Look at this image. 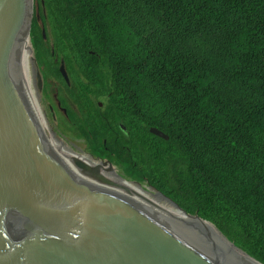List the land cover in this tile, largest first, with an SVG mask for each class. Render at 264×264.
<instances>
[{
  "label": "trees",
  "instance_id": "1",
  "mask_svg": "<svg viewBox=\"0 0 264 264\" xmlns=\"http://www.w3.org/2000/svg\"><path fill=\"white\" fill-rule=\"evenodd\" d=\"M37 11L32 51L87 152L264 264V0H38Z\"/></svg>",
  "mask_w": 264,
  "mask_h": 264
},
{
  "label": "water",
  "instance_id": "2",
  "mask_svg": "<svg viewBox=\"0 0 264 264\" xmlns=\"http://www.w3.org/2000/svg\"><path fill=\"white\" fill-rule=\"evenodd\" d=\"M37 7L0 0V264H262L154 187L176 210L124 174L102 173L115 174L110 161L51 118L29 41ZM59 73L69 84L63 61Z\"/></svg>",
  "mask_w": 264,
  "mask_h": 264
},
{
  "label": "flooded vegetation",
  "instance_id": "3",
  "mask_svg": "<svg viewBox=\"0 0 264 264\" xmlns=\"http://www.w3.org/2000/svg\"><path fill=\"white\" fill-rule=\"evenodd\" d=\"M53 49H54V47L51 46V50H50L51 51V54H52ZM53 61L56 64L57 69H58V72H59V66L61 64V61H63L62 57L58 58V61L56 60V58ZM63 65H64V68L66 70L64 61H63ZM58 88H59V82H58V80H56L53 77L47 76V78L44 81V84L42 82V86L39 89L41 91V95L43 96V100L45 102L44 103L45 109L47 110L48 114L51 116L52 119L55 118L54 117V113L60 114V112L63 114V116L66 117V110H65V113L63 111V109H65V107H62L61 100H58V97H57L58 96ZM58 102H59V104H58ZM51 103H54L55 104V107H50ZM99 105L101 106V104H99ZM123 131H125V127L123 128ZM123 135L126 136L127 135V132H124ZM77 139L83 141L82 138H77ZM96 160H99L100 161V160H104V159H97L96 158ZM99 161H98V163H99ZM95 164H97V163H95ZM113 166L116 167L119 172L115 168H113ZM112 169H113V171H114L115 174H111L112 170H109L107 165H103L102 168H101V172L104 173L105 175H109L110 174V175L114 176V178L115 177H118V175H119V178H123L122 175L124 174V172L117 165L112 164ZM129 181L130 182H139L137 180H129ZM139 183L142 184L141 182H139ZM134 186H137V185L134 184ZM138 188H141V185Z\"/></svg>",
  "mask_w": 264,
  "mask_h": 264
},
{
  "label": "rangeland",
  "instance_id": "4",
  "mask_svg": "<svg viewBox=\"0 0 264 264\" xmlns=\"http://www.w3.org/2000/svg\"><path fill=\"white\" fill-rule=\"evenodd\" d=\"M51 56H52V55H51ZM52 58H54V59L56 58V60H58V58H60V56H59V55H54V56H52ZM37 59H38V58H37ZM38 63H39L40 70H41V74H42V77H43V80H44V81H45V79L47 78V76H49V77H53V75H52V73H53L52 67H48V66H46V65L43 64V63L41 62V60H39V59H38ZM53 63H54V62H53ZM53 78H54V77H53ZM52 92H53V91H52ZM57 97L60 98V97H59V91H58V96H57ZM104 98H105V96H102V97L100 98L101 100H98L97 103H98V104H102V102H104ZM58 100H59V99H58ZM51 105H52V107H55V104H54V103H51ZM55 115H56V118L58 119V121L60 122V124L62 125L63 129L65 130V132H66L67 135L69 136V138L75 140L76 142H78V143H80V144H82V145H84V146L86 147L84 140H83V141L78 140L77 138H75V137L73 136V131H71V130L69 129V127H70V123L67 121L66 117L63 116V114H62L61 112H60V114L55 113ZM121 170H122V169H121ZM141 186H142L143 188H145L147 191H149L151 194H153L154 196H156L157 198H159L160 200H162L163 202L166 203V200H165V199H163V198H161V197H158V196L156 195V192H155L154 189L148 187L145 183H142ZM166 204H168L169 206H171L172 208H174V207H173L171 204H169L168 202H167ZM174 209H175V208H174ZM216 230H217V229H216ZM217 231H218V230H217ZM221 236H222V235H221ZM222 237H223V236H222Z\"/></svg>",
  "mask_w": 264,
  "mask_h": 264
},
{
  "label": "bare ground",
  "instance_id": "5",
  "mask_svg": "<svg viewBox=\"0 0 264 264\" xmlns=\"http://www.w3.org/2000/svg\"><path fill=\"white\" fill-rule=\"evenodd\" d=\"M166 203H167V201H166ZM204 227H207V226H204ZM208 228L210 229L209 231H211L212 233L216 234L217 236H219V237H221L223 239V237L219 234V232L216 230V228L214 226H211V225L208 224Z\"/></svg>",
  "mask_w": 264,
  "mask_h": 264
},
{
  "label": "clouds",
  "instance_id": "6",
  "mask_svg": "<svg viewBox=\"0 0 264 264\" xmlns=\"http://www.w3.org/2000/svg\"><path fill=\"white\" fill-rule=\"evenodd\" d=\"M155 128V127H154ZM157 129V128H156ZM159 130V129H158ZM147 185V184H146ZM148 186V185H147Z\"/></svg>",
  "mask_w": 264,
  "mask_h": 264
}]
</instances>
